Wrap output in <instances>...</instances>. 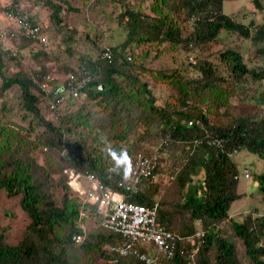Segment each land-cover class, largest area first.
I'll list each match as a JSON object with an SVG mask.
<instances>
[{
  "label": "trees",
  "instance_id": "16d2710c",
  "mask_svg": "<svg viewBox=\"0 0 264 264\" xmlns=\"http://www.w3.org/2000/svg\"><path fill=\"white\" fill-rule=\"evenodd\" d=\"M33 1L47 7L50 17L54 18L55 23H60V10L67 0ZM109 1L123 9L118 17L125 36L118 46L108 45L112 52L110 60L98 58L102 45L94 58H82L80 64L91 70L93 79L80 92L78 99L89 98L103 106L112 101L128 104L146 109L156 116L159 143L166 142L158 149L157 176H172V179L162 184H157L156 180L136 194L130 193L126 187L120 189L126 200L135 203L149 205L157 201V219L179 237L173 256L169 259L159 258L155 264H188L189 253L195 264H264V214H247L240 221L228 218L231 202L240 197L236 192L238 178L234 177L238 176L239 170L230 158L231 154L245 150L263 161V167L255 177L258 189L264 195V117L230 116L226 119L225 113L218 111L220 107L228 111V97L235 95L236 83L246 73L253 80L264 79V63L259 70L249 71L238 51L227 48L218 52L217 64L206 59L191 61L198 75L194 79L181 81L175 70L169 74L160 70H145L142 64L135 62V57L141 58L147 52L139 56L138 52L134 55L133 51V48L143 44L158 48L167 42V47L179 45L184 50L196 53L207 42L215 41L220 30H234L255 42H264V24L254 26L250 21L245 25L232 20L222 12L223 0H149L152 15L142 11L141 4L145 0ZM254 1L258 7L257 0ZM14 5L18 6L16 3L9 6L12 8ZM179 12L183 13L182 18L178 16ZM178 22L189 26L184 35ZM252 26L254 31L250 36L249 28ZM24 40L32 42L27 38ZM127 47L129 49H125ZM126 52L131 54L130 60H126ZM154 53L157 55L158 51L155 49ZM218 64L230 76V85H222L226 79L217 72ZM145 71L154 82H163L175 89L173 102H165L162 107L154 104L150 89L138 76L145 74ZM0 76V92L13 84L18 85L23 107L46 130L45 136L31 142L0 125V189L7 196L19 195V206L29 219L15 244L6 242L0 228V264H94L98 259L111 264H138L134 255L120 256L110 250L112 244L120 241L118 235L103 229L99 223L91 230L82 228L86 216L91 213L98 222V213L94 206L81 205L62 173L64 168L73 167L115 187L120 166L111 164V157L107 154L96 155L92 150L82 153L79 146H76L74 153H70L69 158H65L60 151L65 144L70 145L65 136L70 128L62 130L58 124H51L39 114L36 106L38 96L30 90L31 87L38 90L37 83L22 73L7 77L0 73ZM121 81L125 82L124 86ZM100 85L102 88H99ZM206 99L209 101L203 104ZM260 99L264 103V94ZM190 118L199 120L209 132L224 137L226 150L220 152L206 145L195 144L194 140L203 133L199 127L187 126L186 121ZM72 123L74 126L88 127V119L81 115H77ZM37 145L48 151L43 164H38L27 155ZM63 160L68 165L60 166ZM37 171H40L43 179L36 176ZM49 171L59 173L55 182L59 193L57 202L48 190L54 185L47 174ZM227 219L230 237L240 240L244 246L245 263L241 262L229 239L223 237L225 230L219 228ZM197 223L199 228L196 227ZM197 231H202L203 235L197 250L192 252L197 242ZM79 233L83 234V239L74 243L72 237Z\"/></svg>",
  "mask_w": 264,
  "mask_h": 264
},
{
  "label": "rangeland",
  "instance_id": "374dc122",
  "mask_svg": "<svg viewBox=\"0 0 264 264\" xmlns=\"http://www.w3.org/2000/svg\"><path fill=\"white\" fill-rule=\"evenodd\" d=\"M257 2L258 7L254 0H223L221 9L232 20L245 25L252 21L255 26L264 24V0H257ZM14 3L40 23L46 44L44 46L26 42L21 36L11 39L0 37V73L6 77L22 73L34 79L36 83L39 82L37 80H40L42 75L49 74L54 79L62 80L69 70L81 63L83 57L94 58L102 44L118 46L125 36L118 17L123 9L109 0H67V4H63L60 10V23H55L54 18L50 17V10L47 7L40 3L36 4L33 0H0L1 29L14 27L2 16L5 7ZM149 3V0H145L141 4V8L145 14L152 15ZM178 16L182 18L183 13L179 12ZM178 24L182 26L183 35L188 32L189 26L186 27L184 22H178ZM253 28V26L249 28L250 36L253 34ZM167 46L168 43L165 42L158 48L147 44L135 47L133 48L134 55L138 52L140 56L147 52L141 58L135 57V62L142 64L145 70L150 69L152 72L160 70L169 74L175 70L176 76L181 81L197 77L198 71L193 67L191 61L206 59L217 64L218 52L227 48L238 51L249 71L259 70L264 63V50L262 51L264 42H255L251 37H243L234 30H220L215 41L207 42L196 53L193 50H184L179 45ZM125 49H129V47ZM155 49L158 51L157 55L154 53ZM12 52L15 54L12 55ZM193 56L195 58H192ZM217 72L226 79L222 85H230L228 81L230 76L220 64H218ZM144 73L138 74V76L142 82H146L154 98V104L162 107L165 102H173L176 95L175 89L166 83L154 82L148 71ZM121 84L124 86L125 82L121 81ZM236 84L235 95L228 97V111L225 107L218 108V111L222 114L225 113L226 119H229L230 116L264 117V103L260 101L264 94V79L253 80L250 74L246 73ZM30 90L38 96L39 100L36 106L43 119L51 124H58L62 130L70 128V132L65 134L70 145L65 144L60 151V154H63L65 158H69L70 153H74L76 146H79L82 148V153L92 150L96 155L107 154L111 157V164L117 165L113 153L116 157L129 156L135 151L153 153L159 144L158 121L156 116L146 109L128 104H117L114 101L103 106L96 103L95 100L82 98L66 102L61 110L60 116H63L61 120L59 117L57 120L50 121L43 99H40L39 91L35 87H31ZM208 101L209 99H206L203 104ZM77 115L88 119V127L73 125L72 120ZM68 117L72 119H67ZM0 125L12 129L31 142H36L46 135L42 124L23 107L20 89L16 84L0 92ZM47 152L45 147L37 145L32 151L27 152V155L36 160L38 164H43V158ZM18 155L15 154V156ZM230 158L236 163L239 170L236 192L240 194V197L231 202L228 218L240 221L247 214L251 216L264 214V195L258 189L255 177V174L262 169L263 161L255 154L245 150L231 154ZM65 165H68L66 160L60 161V166L64 167ZM243 168L249 172L247 178L241 174ZM35 174L39 178H44L40 171ZM47 174H49L50 181L54 183L52 187L48 188L49 193L57 202L59 193L55 182L58 180L59 173L49 171ZM157 181V184H162L163 182L168 183L170 179L158 176ZM18 201L19 195L7 196L0 189V228L9 244H15L21 238L29 221ZM228 222L227 219L220 224L219 228L225 230L222 233L223 237L229 239L235 253L241 262L245 263L247 258L244 246L240 240L233 236L230 237V231L227 229ZM97 224V217L91 213L86 216L85 222L81 226L83 229L91 230L97 227ZM196 227L199 228L198 223ZM94 264L111 263L98 259Z\"/></svg>",
  "mask_w": 264,
  "mask_h": 264
},
{
  "label": "built area",
  "instance_id": "2783aa9c",
  "mask_svg": "<svg viewBox=\"0 0 264 264\" xmlns=\"http://www.w3.org/2000/svg\"><path fill=\"white\" fill-rule=\"evenodd\" d=\"M2 16L14 27L0 28L1 38L11 39L21 36L45 46L46 41L42 36L40 23L24 9L17 5L12 8L6 6ZM98 58L101 60L112 58L111 49L107 44H102ZM125 58L130 60L131 54L126 52ZM92 79L91 70L83 64H78L67 72L62 80L54 79L49 74L42 75L40 81L36 83L49 120H57L64 104L77 100L80 92L89 86ZM186 124L202 130L203 134L194 140L195 144L206 145L220 152L226 150V139L203 128L199 120L190 118ZM162 144L165 145L166 142L163 141ZM162 144L159 143L153 153L135 151L127 156V161L119 168L115 187L104 184L91 173H82L73 167L62 170L66 184L81 205L95 207L99 226L120 237V241L112 244L110 250L120 256L134 255L139 261L138 264H155L159 258H171L179 238L157 219V201H152L149 205L135 203L126 200L124 193L120 191L121 188L126 187L130 193L136 194L157 180L158 149ZM241 174L244 178L249 176L246 168L241 170ZM234 177L238 178V176ZM168 179H172V176H168ZM202 235V231L195 233L197 242L192 252L197 250ZM72 239L74 243H79L83 239V234H76ZM187 256L188 264H195L192 255L189 253Z\"/></svg>",
  "mask_w": 264,
  "mask_h": 264
},
{
  "label": "clouds",
  "instance_id": "9594fccd",
  "mask_svg": "<svg viewBox=\"0 0 264 264\" xmlns=\"http://www.w3.org/2000/svg\"><path fill=\"white\" fill-rule=\"evenodd\" d=\"M113 157H114V159L117 160V165H120L122 163H125L127 161V159H128L126 155H124L123 157H116L114 153H113Z\"/></svg>",
  "mask_w": 264,
  "mask_h": 264
},
{
  "label": "water",
  "instance_id": "95a60500",
  "mask_svg": "<svg viewBox=\"0 0 264 264\" xmlns=\"http://www.w3.org/2000/svg\"><path fill=\"white\" fill-rule=\"evenodd\" d=\"M99 88H102V86L100 85Z\"/></svg>",
  "mask_w": 264,
  "mask_h": 264
}]
</instances>
